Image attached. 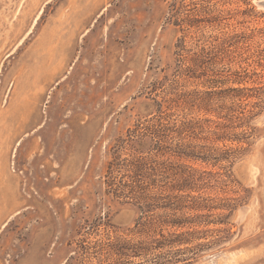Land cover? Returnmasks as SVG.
<instances>
[{
    "label": "rangeland",
    "instance_id": "374dc122",
    "mask_svg": "<svg viewBox=\"0 0 264 264\" xmlns=\"http://www.w3.org/2000/svg\"><path fill=\"white\" fill-rule=\"evenodd\" d=\"M192 2L210 10L204 35L229 50L214 69L228 71L222 83L179 72L181 39L199 50V27L189 37L175 25L183 0H0V166L35 168L25 211L37 214L0 222V264H152L159 251L113 249L158 236L136 228L139 207L104 177L117 141L159 109L212 124L193 163L207 245L190 264H264V0ZM196 92L199 110L174 102Z\"/></svg>",
    "mask_w": 264,
    "mask_h": 264
},
{
    "label": "trees",
    "instance_id": "16d2710c",
    "mask_svg": "<svg viewBox=\"0 0 264 264\" xmlns=\"http://www.w3.org/2000/svg\"><path fill=\"white\" fill-rule=\"evenodd\" d=\"M190 5L197 6L192 0H183L180 14L185 11L188 13L181 22L176 20L175 25L184 26L183 31L189 37H192L191 30L199 27V50L192 54L185 52L188 51L185 40L181 39V51L184 53L179 57V72L186 71L197 80L200 72L204 75L209 71L228 72L226 68L214 71L216 66L224 64L229 50L218 46V40L204 35V24L209 23L206 15L210 10L203 6L191 11L187 9ZM240 74L236 72L235 75ZM216 75L219 77L216 82L222 83L221 74ZM246 90L229 89L234 93ZM174 102H181L183 111L199 110V92L194 95L185 94L181 101L175 99ZM231 110L229 108V112ZM187 116L179 118L159 109L151 117L136 122L113 147L114 155L104 177L107 193L118 200L137 205L142 216L136 228L158 236L151 243L121 241L112 244L117 255L125 256V251L138 249L149 252L145 253L149 257L152 251H159L154 260H150L152 264H162L163 260L190 264L199 258V249L207 245H199V236L207 233L199 230L200 225L207 223L199 222V173L193 163L199 162V129H204L206 125L210 128L212 124L209 120L203 122L199 118L189 119ZM225 118L232 121L238 117L228 113ZM216 127L225 130L223 134L214 132L220 135L219 139L224 142L231 140L233 133L228 130V125L218 124ZM232 151L240 153L242 149H226L223 153L230 154ZM202 201V208H206L209 201ZM185 252L189 253L188 257L180 259V253Z\"/></svg>",
    "mask_w": 264,
    "mask_h": 264
},
{
    "label": "crops",
    "instance_id": "0c3cea01",
    "mask_svg": "<svg viewBox=\"0 0 264 264\" xmlns=\"http://www.w3.org/2000/svg\"><path fill=\"white\" fill-rule=\"evenodd\" d=\"M36 170L33 166L7 167L0 166V222L10 221L26 216H37L34 212H26V209H34L28 204L35 190L34 181ZM21 188H24L25 195H21Z\"/></svg>",
    "mask_w": 264,
    "mask_h": 264
},
{
    "label": "bare ground",
    "instance_id": "6f19581e",
    "mask_svg": "<svg viewBox=\"0 0 264 264\" xmlns=\"http://www.w3.org/2000/svg\"><path fill=\"white\" fill-rule=\"evenodd\" d=\"M263 8H264V3H263Z\"/></svg>",
    "mask_w": 264,
    "mask_h": 264
}]
</instances>
